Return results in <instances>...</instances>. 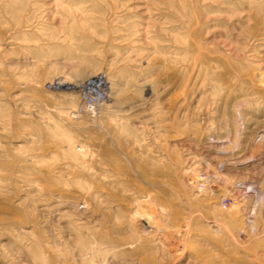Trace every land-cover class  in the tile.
Returning <instances> with one entry per match:
<instances>
[{
  "label": "rangeland",
  "instance_id": "rangeland-1",
  "mask_svg": "<svg viewBox=\"0 0 264 264\" xmlns=\"http://www.w3.org/2000/svg\"><path fill=\"white\" fill-rule=\"evenodd\" d=\"M0 264H264V0H0Z\"/></svg>",
  "mask_w": 264,
  "mask_h": 264
},
{
  "label": "built area",
  "instance_id": "built-area-1",
  "mask_svg": "<svg viewBox=\"0 0 264 264\" xmlns=\"http://www.w3.org/2000/svg\"><path fill=\"white\" fill-rule=\"evenodd\" d=\"M106 99V93L103 89L88 92L84 95V100L77 109V112L89 111L95 112L99 104Z\"/></svg>",
  "mask_w": 264,
  "mask_h": 264
},
{
  "label": "bare ground",
  "instance_id": "bare-ground-1",
  "mask_svg": "<svg viewBox=\"0 0 264 264\" xmlns=\"http://www.w3.org/2000/svg\"><path fill=\"white\" fill-rule=\"evenodd\" d=\"M92 82L93 83H96V84H101L102 86H106V83L104 82V79L102 77H96L94 79H92ZM64 83V82H62ZM62 83L58 82L57 83V86H61L63 85ZM65 84V83H64ZM65 87H67V85H64ZM101 86V87H102ZM105 89V88H104ZM106 90V89H105ZM246 187L248 188H252L253 189V183H246Z\"/></svg>",
  "mask_w": 264,
  "mask_h": 264
}]
</instances>
